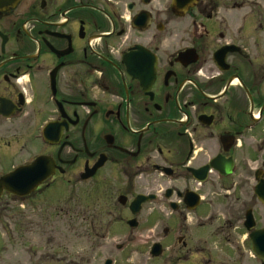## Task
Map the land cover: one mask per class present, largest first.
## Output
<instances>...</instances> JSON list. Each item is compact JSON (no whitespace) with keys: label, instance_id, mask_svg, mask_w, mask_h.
I'll use <instances>...</instances> for the list:
<instances>
[{"label":"flooded vegetation","instance_id":"obj_1","mask_svg":"<svg viewBox=\"0 0 264 264\" xmlns=\"http://www.w3.org/2000/svg\"><path fill=\"white\" fill-rule=\"evenodd\" d=\"M47 157L34 192L8 190ZM56 181L104 202L73 214L92 237L45 239L25 264H264V0L0 10V208Z\"/></svg>","mask_w":264,"mask_h":264},{"label":"rangeland","instance_id":"obj_2","mask_svg":"<svg viewBox=\"0 0 264 264\" xmlns=\"http://www.w3.org/2000/svg\"><path fill=\"white\" fill-rule=\"evenodd\" d=\"M56 182L57 185L59 184L56 190L55 188L48 190L36 198V201H40L34 203V207H28L27 204L19 201L8 200L10 205L7 209L2 211L0 208V264H25L28 249H38L40 245L47 244L45 239L74 240L92 237L89 236L91 228H88L87 224L80 225V219L76 222L77 216L73 214L76 213L77 206L84 208L80 211L79 217L84 215L85 211L90 214L98 203L104 202L97 203V199L93 202L88 195L90 187L76 188L74 196L72 186H66L61 181ZM78 193L80 198L76 197ZM98 197L103 200V196ZM76 198L78 201L75 202ZM107 232L104 229L100 233ZM127 234L128 237L143 240L149 236V233L142 229H128ZM107 237L112 236L107 234ZM33 261L35 264L39 260Z\"/></svg>","mask_w":264,"mask_h":264},{"label":"water","instance_id":"obj_3","mask_svg":"<svg viewBox=\"0 0 264 264\" xmlns=\"http://www.w3.org/2000/svg\"><path fill=\"white\" fill-rule=\"evenodd\" d=\"M20 0H0V10L14 8ZM47 133V140L52 137ZM50 158L38 159L33 165L23 167L5 179L9 191L18 196H27L47 180L53 173V164Z\"/></svg>","mask_w":264,"mask_h":264}]
</instances>
